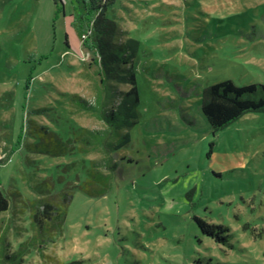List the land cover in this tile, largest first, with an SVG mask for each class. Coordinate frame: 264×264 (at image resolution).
Listing matches in <instances>:
<instances>
[{"label": "rangeland", "instance_id": "1", "mask_svg": "<svg viewBox=\"0 0 264 264\" xmlns=\"http://www.w3.org/2000/svg\"><path fill=\"white\" fill-rule=\"evenodd\" d=\"M63 1L57 13L52 0H0V187L24 194L0 212V264H13L12 253L37 234L29 182L70 159L26 156L29 131L90 130L83 156L103 167L107 125L75 96L100 107L127 88L101 81L73 0ZM108 14L121 38L139 40L138 122L111 155L118 167L109 192L93 198L78 188L62 231L36 236L19 263L264 264V112L213 131L201 110L205 86L264 84V0H115ZM194 216L228 226L226 241L203 233Z\"/></svg>", "mask_w": 264, "mask_h": 264}, {"label": "trees", "instance_id": "2", "mask_svg": "<svg viewBox=\"0 0 264 264\" xmlns=\"http://www.w3.org/2000/svg\"><path fill=\"white\" fill-rule=\"evenodd\" d=\"M52 1L59 9L57 13L64 10L63 0ZM114 3L115 0H73L75 26L84 46L93 52L101 81L106 84H125L127 87L115 94L111 91L112 95H108L111 98L116 97V103L102 99L100 107L86 102L79 95L75 96L81 101L84 109L99 112L107 125L102 132H99V143L108 154L103 167L94 159L83 156L85 154L80 144L92 137L89 135L92 132L90 130L78 133L74 127L61 130L52 126H41L37 130L29 131L35 139L23 144L26 156L36 153L43 156L70 158L66 162L46 168L42 181L29 182L30 189L36 195L27 198L25 204L30 209L37 230L36 236L42 239H48L62 231L69 206L78 188L93 198L102 197L109 192L113 172L118 167V161L111 158V155L131 141L129 129L138 122L141 95L137 85L134 56L139 40L127 36L121 38L123 34L121 24L108 14ZM201 95V110L213 131L226 128L249 112H264V84L252 83L240 86L233 81L223 80L205 86ZM123 129L126 130L125 133L122 132ZM22 138L21 131L13 152L17 150ZM34 167L35 165L28 162L26 172L34 173ZM17 196H24L21 188L17 187L9 192L0 187V212L9 210ZM193 219L203 233L218 242H225L229 236L226 233L230 228L222 223H208L198 216H194ZM36 236L32 235L26 239L19 245L17 251L12 253L10 258L13 264H20L22 255L34 245L32 240Z\"/></svg>", "mask_w": 264, "mask_h": 264}]
</instances>
